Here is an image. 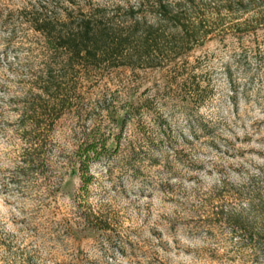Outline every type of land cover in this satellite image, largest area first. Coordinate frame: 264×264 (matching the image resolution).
Returning a JSON list of instances; mask_svg holds the SVG:
<instances>
[{"label":"rangeland","instance_id":"374dc122","mask_svg":"<svg viewBox=\"0 0 264 264\" xmlns=\"http://www.w3.org/2000/svg\"><path fill=\"white\" fill-rule=\"evenodd\" d=\"M130 1L0 0V264H264V30L165 68L77 69L50 169L16 176L25 83L9 65L38 34L11 12ZM93 131L109 150L84 186L76 152Z\"/></svg>","mask_w":264,"mask_h":264},{"label":"trees","instance_id":"16d2710c","mask_svg":"<svg viewBox=\"0 0 264 264\" xmlns=\"http://www.w3.org/2000/svg\"><path fill=\"white\" fill-rule=\"evenodd\" d=\"M114 12L99 7L61 9L51 3L11 12L15 26L38 34V47L27 50L26 57H16L18 68L9 65L25 83L21 97L13 101L15 131L22 142L15 156L19 179L29 181L50 169L54 131L72 104L70 87L75 86L77 69L103 64L165 68L178 65L211 40L264 30V0H133ZM134 116L129 107L123 124ZM108 150L107 139L94 131L80 145L76 156L84 186L91 164Z\"/></svg>","mask_w":264,"mask_h":264}]
</instances>
